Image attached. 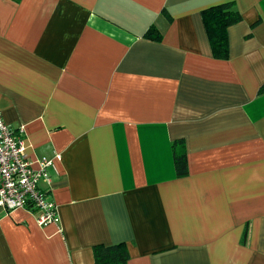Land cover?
<instances>
[{"label":"crops","instance_id":"0c3cea01","mask_svg":"<svg viewBox=\"0 0 264 264\" xmlns=\"http://www.w3.org/2000/svg\"><path fill=\"white\" fill-rule=\"evenodd\" d=\"M227 1L243 19L216 59L201 11ZM262 87L264 0H0V110L33 167L52 160L58 215L0 207V264L121 242L128 264H264Z\"/></svg>","mask_w":264,"mask_h":264},{"label":"built area","instance_id":"2783aa9c","mask_svg":"<svg viewBox=\"0 0 264 264\" xmlns=\"http://www.w3.org/2000/svg\"><path fill=\"white\" fill-rule=\"evenodd\" d=\"M22 132L6 122L0 110V207L7 212L17 208L38 211V222L46 225L58 219L55 204L41 186L51 181L52 160L42 158L40 168L33 167Z\"/></svg>","mask_w":264,"mask_h":264},{"label":"trees","instance_id":"16d2710c","mask_svg":"<svg viewBox=\"0 0 264 264\" xmlns=\"http://www.w3.org/2000/svg\"><path fill=\"white\" fill-rule=\"evenodd\" d=\"M19 1V0H16ZM162 14L171 21V15L166 9ZM204 25L208 34L212 54L216 59L229 58L228 28L243 19L242 13L238 10L235 1H227L212 5L201 11ZM144 37L161 41L163 33L152 25ZM264 87L260 89L263 90ZM174 161L176 172L179 177L187 176L188 159L184 140H177L173 143ZM247 231L245 232V235ZM95 264H128L130 253L126 243L121 242L112 245L103 243L93 246Z\"/></svg>","mask_w":264,"mask_h":264}]
</instances>
